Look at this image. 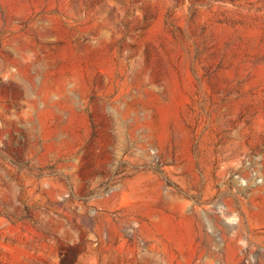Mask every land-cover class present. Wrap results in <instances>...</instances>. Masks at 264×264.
Wrapping results in <instances>:
<instances>
[{
  "label": "rangeland",
  "instance_id": "1",
  "mask_svg": "<svg viewBox=\"0 0 264 264\" xmlns=\"http://www.w3.org/2000/svg\"><path fill=\"white\" fill-rule=\"evenodd\" d=\"M0 264H264V0H0Z\"/></svg>",
  "mask_w": 264,
  "mask_h": 264
}]
</instances>
